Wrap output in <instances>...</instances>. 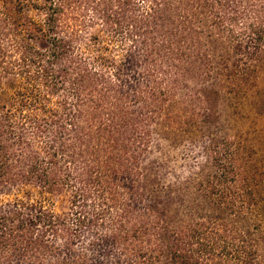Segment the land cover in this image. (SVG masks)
<instances>
[{"label":"trees","instance_id":"16d2710c","mask_svg":"<svg viewBox=\"0 0 264 264\" xmlns=\"http://www.w3.org/2000/svg\"><path fill=\"white\" fill-rule=\"evenodd\" d=\"M83 1L16 0L28 15L0 36V83L13 89L0 100V191L13 195L0 203V264H261L235 219L255 211L259 184L242 141L207 136L218 214L184 224L148 191L140 160L154 126L195 110L198 92L178 100L187 79L248 91L264 0H86L107 37H84L65 14Z\"/></svg>","mask_w":264,"mask_h":264},{"label":"rangeland","instance_id":"374dc122","mask_svg":"<svg viewBox=\"0 0 264 264\" xmlns=\"http://www.w3.org/2000/svg\"><path fill=\"white\" fill-rule=\"evenodd\" d=\"M15 1L0 0V16L10 19L7 29L0 25V36L4 32L16 33L17 27L11 23L15 18L24 23L28 15L14 13L12 9ZM85 1L72 5L74 9L65 7V14L74 17L72 24L80 25V34L84 37L95 33L107 37L112 31L103 20L99 19L92 24L94 13ZM30 16L37 20L44 18L33 12H30ZM33 41L38 47L48 44L41 35ZM219 53L225 54L218 50ZM227 58L229 62L233 60L230 55ZM252 66L253 75L249 80L248 91L237 94L230 92L221 81L187 79L186 87L182 86L179 90L178 100L185 93L202 91L200 96L195 94V110L190 109L186 116L178 115L176 123L154 126L152 139L145 147L140 161L148 191L162 206L169 207L172 213L170 217L175 224H184L190 219L198 220L218 214L210 204L205 188V180L213 169L211 157L206 150L207 136L231 137L242 141L249 152V158L255 164L254 170L259 180L256 186L257 204L252 214L232 218L254 240L260 262L264 264V58L252 62ZM1 83L0 100L6 101L13 89L6 79ZM176 99L173 98L172 104ZM167 111L172 112L170 108ZM3 192L4 189L0 191V203L13 198V195ZM59 206L62 208L60 203ZM157 264L175 263L164 257Z\"/></svg>","mask_w":264,"mask_h":264}]
</instances>
